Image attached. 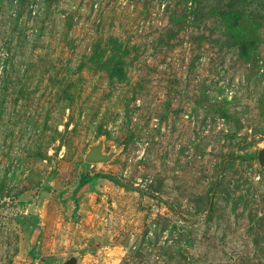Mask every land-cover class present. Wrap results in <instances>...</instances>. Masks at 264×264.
Wrapping results in <instances>:
<instances>
[{
	"label": "rangeland",
	"instance_id": "374dc122",
	"mask_svg": "<svg viewBox=\"0 0 264 264\" xmlns=\"http://www.w3.org/2000/svg\"><path fill=\"white\" fill-rule=\"evenodd\" d=\"M263 146L264 0H0V264H264Z\"/></svg>",
	"mask_w": 264,
	"mask_h": 264
},
{
	"label": "water",
	"instance_id": "95a60500",
	"mask_svg": "<svg viewBox=\"0 0 264 264\" xmlns=\"http://www.w3.org/2000/svg\"><path fill=\"white\" fill-rule=\"evenodd\" d=\"M113 157V153L104 154L102 151V143L98 142L89 147L84 156V162L87 164L107 163ZM257 162L260 167H264V146L257 152ZM62 264H77V257L70 256L62 262Z\"/></svg>",
	"mask_w": 264,
	"mask_h": 264
},
{
	"label": "trees",
	"instance_id": "16d2710c",
	"mask_svg": "<svg viewBox=\"0 0 264 264\" xmlns=\"http://www.w3.org/2000/svg\"><path fill=\"white\" fill-rule=\"evenodd\" d=\"M86 183V178H81L80 180H79V183H78V186H77V188L79 189V188H81L84 184Z\"/></svg>",
	"mask_w": 264,
	"mask_h": 264
}]
</instances>
